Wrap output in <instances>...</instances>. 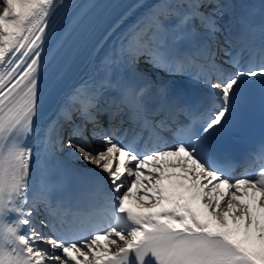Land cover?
Instances as JSON below:
<instances>
[{
  "label": "snow or ice",
  "instance_id": "snow-or-ice-1",
  "mask_svg": "<svg viewBox=\"0 0 264 264\" xmlns=\"http://www.w3.org/2000/svg\"><path fill=\"white\" fill-rule=\"evenodd\" d=\"M0 4V264H264V141L240 178L210 142L250 102L251 81H259L264 106V3L259 22L229 0L133 6L143 11L91 74L56 100L40 140L43 155L28 143L39 134L41 84L55 99L93 30V11L112 6ZM221 39L248 51L246 67L228 51L229 61H217ZM157 72L188 77L210 99L182 102ZM65 133L70 155L80 153L77 159L103 175L88 178L95 194L78 196L73 212L83 219L61 232L57 223L63 227L71 209L51 160ZM41 207L47 215L37 222Z\"/></svg>",
  "mask_w": 264,
  "mask_h": 264
}]
</instances>
